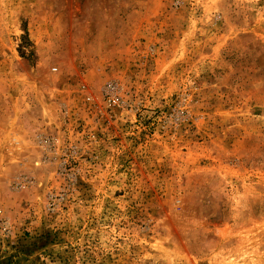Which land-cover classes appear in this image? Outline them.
Listing matches in <instances>:
<instances>
[{
	"label": "rangeland",
	"instance_id": "obj_1",
	"mask_svg": "<svg viewBox=\"0 0 264 264\" xmlns=\"http://www.w3.org/2000/svg\"><path fill=\"white\" fill-rule=\"evenodd\" d=\"M0 264H264V0H0Z\"/></svg>",
	"mask_w": 264,
	"mask_h": 264
},
{
	"label": "built area",
	"instance_id": "obj_2",
	"mask_svg": "<svg viewBox=\"0 0 264 264\" xmlns=\"http://www.w3.org/2000/svg\"><path fill=\"white\" fill-rule=\"evenodd\" d=\"M113 91V86L112 85H108L107 87H106V95H109V98H108V102H110L111 101V99H112V97L110 96V93Z\"/></svg>",
	"mask_w": 264,
	"mask_h": 264
}]
</instances>
